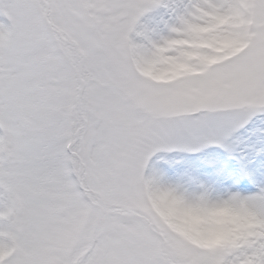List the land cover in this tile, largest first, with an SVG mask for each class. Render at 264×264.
Here are the masks:
<instances>
[{"label":"snow or ice","instance_id":"6c2138e0","mask_svg":"<svg viewBox=\"0 0 264 264\" xmlns=\"http://www.w3.org/2000/svg\"><path fill=\"white\" fill-rule=\"evenodd\" d=\"M0 264H264V0H0Z\"/></svg>","mask_w":264,"mask_h":264}]
</instances>
